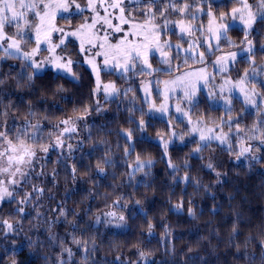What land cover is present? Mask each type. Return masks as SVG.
<instances>
[{
  "label": "snow or ice",
  "instance_id": "6c2138e0",
  "mask_svg": "<svg viewBox=\"0 0 264 264\" xmlns=\"http://www.w3.org/2000/svg\"><path fill=\"white\" fill-rule=\"evenodd\" d=\"M233 2L238 6L228 12L217 14L212 11V0H86L83 7L77 0H0V61H18L17 76L26 80L29 88L34 87V80L46 70L56 74V79L71 78L79 82L81 77L74 71V67L86 63L94 74L93 96L103 91L107 101L118 96H128L130 92H142L138 98L148 105L149 112L156 111L169 117L166 121L167 130L163 135L158 133L157 139L162 146L161 159L166 160V167L170 170L173 182L191 184L197 189L203 186L207 189V186L201 185L198 178L190 175L188 170L191 165L188 160L191 157L203 159L200 154L211 148L213 143L222 147V150L231 152L233 138L240 144V150L236 153L237 160L264 148V118L249 129L252 135L247 136V140H259V145L255 148L246 143L245 137L241 136L244 130L240 127L243 113L248 112L249 108L256 109L264 116V91H261L264 89V63H256L257 52L264 53V44L257 49L253 37L256 30L254 26L258 23L264 24V0ZM73 9L81 14L89 10L92 15L75 28L58 27L55 23L57 13H68V16L64 17L68 19L71 18ZM205 16L208 17L207 25L202 21V17ZM237 22L242 26L239 29L235 28ZM234 30L243 33V39L239 44L229 36V32ZM54 33L58 34V42H53ZM171 36H177L178 42L173 43ZM29 45L34 46L27 47ZM70 45L78 59H73L72 52L69 51ZM224 48L237 50L225 52ZM42 52H47L48 55L41 58ZM212 57L215 59H211ZM153 60L160 67L154 68ZM174 61L180 62L174 64ZM189 61L202 67L181 71L182 65H188ZM241 61L246 63L247 67L233 79L231 72ZM209 63L214 69L212 73L207 71ZM109 68L111 69L109 74L119 73L121 79L127 80L136 76L146 79L141 81L139 89L129 87L122 90L114 82L102 83L100 73L108 71ZM174 72L179 74L173 75ZM159 75H168L172 78L159 80L157 79ZM218 75L222 79L217 85L214 81ZM4 84L5 79L0 77V85ZM177 90L182 95L176 97L177 103L173 108L168 102ZM64 91L66 90L62 85L56 89V93ZM153 92L163 95L164 99L159 107L151 99ZM198 94L205 96L209 107L214 105L223 107L224 116L211 120L212 126H209L206 116L197 115L193 120V114L200 104ZM136 99L137 97L133 95L129 100L132 107L127 109L129 123L134 124L135 128L122 129L117 133V136L124 140L123 159L125 167L130 169L125 173L129 184L138 172H142L145 177L150 176L155 165L151 157H142L139 153L135 155L131 164L127 162L135 153L134 133H146L148 127L143 119L147 113L143 107H135ZM234 100H238L242 106L241 115L238 117L232 116L235 111ZM93 110L101 111L98 101L94 109L88 105H84L82 109L74 108L71 115H65L52 125L51 131L47 132L44 123L48 120L47 115L35 123L25 118L19 125L15 123L9 125L7 119H0V206L15 203L16 208L9 215L20 217L15 223L0 217V234H3L5 239L9 234H18L22 231L20 221L28 214L26 207L30 206V210L39 218L43 215L39 209L44 207L42 200L46 191L49 199H54L51 190L41 187L34 181L47 175L45 169L50 152L60 149L63 155L66 150L65 159L72 155L73 145L66 143V140L73 138L72 134L78 132L79 122L84 121ZM136 112L141 114L139 120L134 119ZM34 115L35 112L29 106L28 116ZM0 117H8L13 121L16 119L7 107L0 111ZM177 125H183L184 131L178 133ZM225 128L228 129L227 132L224 131ZM165 136L168 138L165 139ZM177 140L185 145L188 143L196 145L183 165H177L168 156L169 146ZM78 143L82 144L83 141ZM116 147L120 148L121 145L117 144ZM59 159L58 157L57 162ZM251 159L257 157L253 155ZM116 166L117 162L111 155V148H107L95 170L98 175L103 176L106 175V167ZM204 166L215 172L217 178L222 175L216 171L211 157ZM181 167L185 169L184 175L177 177L176 174ZM57 175L53 169V186ZM71 177L73 181L77 178L75 165L71 168ZM113 178L115 179V176ZM121 199L123 198L113 203L124 208ZM134 203L139 205L140 201L136 200ZM173 208L178 212L182 211L183 200ZM48 211L53 214L49 230L52 225L59 222V218H64L67 223L68 210L62 203H58L54 208L50 207ZM187 212L189 216L195 217L193 208L189 207ZM105 215L111 217L104 221L105 224L112 225L115 222L114 226L119 228L125 222L123 214L117 216L116 212H108ZM95 223H101L100 216L96 217ZM78 227V224H72L73 229ZM153 228L154 225L149 223V234ZM232 231L233 234L237 231L235 224ZM48 239L56 240L58 244L62 243L54 234ZM71 242L84 252V261H87L90 252L95 251L94 241L92 249L88 248L87 240L77 239L76 236H72ZM32 243L30 240V246ZM74 255L71 247H62L53 264H73ZM150 255L144 251L138 252L139 260L142 261H147ZM47 259L48 257H45V260ZM13 264L16 262L13 261Z\"/></svg>",
  "mask_w": 264,
  "mask_h": 264
},
{
  "label": "trees",
  "instance_id": "16d2710c",
  "mask_svg": "<svg viewBox=\"0 0 264 264\" xmlns=\"http://www.w3.org/2000/svg\"><path fill=\"white\" fill-rule=\"evenodd\" d=\"M231 6L232 2L223 3L218 12H227ZM255 29L253 37L259 49L264 44V24L258 23ZM229 36L237 44L243 39V33L239 30L230 31ZM227 50L230 49L224 48V51ZM256 63H264V53L257 52ZM197 65L200 64L189 61L188 65H182L181 70ZM246 67L243 61L237 63L234 77L243 73ZM76 70L81 77L79 82L71 78L56 79V74L47 70L34 80V87L29 88L26 80L17 76L18 61H0V77L5 79V84L0 85V101H3L0 111L7 107L16 117L15 121L8 117L0 119H7L9 125H19L25 118L35 123L47 115L48 120L44 121L47 132L65 115H71L74 108L82 109L88 105L94 109V77L83 64ZM60 85L66 91L56 93ZM29 106L35 112L34 116H28ZM135 107H143L139 98ZM241 107V103L234 100L233 117L241 115ZM128 108L121 98L105 102L100 112L93 110L85 118L87 120L79 122L78 132L72 134L71 140H66L74 148L69 158L65 159L66 150L63 155L60 149L50 152L45 169L47 175L34 182L51 190L54 199H49L46 191L42 200L44 207L39 209L43 214L41 217L37 218L28 206V214L20 221L22 231L9 234L7 239L0 234V264H13V261L16 264H53L62 247L73 249V264H264V148L252 153L257 159H251L252 156L247 154L237 160L239 148L234 140L231 152L213 143L211 148L200 154L203 159L193 156L188 160L190 175L198 178L207 189L174 183L166 160L161 159L162 146L157 139L158 133L163 135L167 130L168 119L151 116L144 106L147 114L143 119L148 125L147 131L134 133L135 153L127 162L131 164L139 153L142 157H151L155 165L150 176L145 177L138 172L129 184L125 173L130 169L125 167L123 159L124 140L117 136L122 129L135 128L134 124L129 123ZM259 114L256 109L250 108L243 113L240 123L243 133L251 135L245 126L256 123ZM197 115L206 116L211 123V120L224 116V111L223 107H209L208 101L202 100L193 114L195 117ZM140 118L141 114L136 112L134 119ZM176 131L183 132L184 126L177 125ZM79 141L83 143L79 144ZM248 141L254 148L259 145V140ZM117 144L121 147L117 148ZM195 146L177 140L169 146L168 156L177 165H183ZM107 148H111L117 166L106 167V175H98L96 164ZM210 157L216 171L222 173L219 178L204 166ZM73 165L77 169L75 181L71 177ZM53 169L58 174L55 186ZM184 172L185 169L181 167L177 177L183 176ZM121 197L124 208L113 203ZM136 200L140 201L139 205H135ZM181 200L184 208L178 212L173 206ZM58 203L68 210L67 223L64 218H59V222L49 230L53 214L48 209ZM189 207L193 208L195 217L188 215ZM15 208V203L3 204L0 206V217L15 223L20 217L9 215ZM112 211L125 216L122 227L104 223L108 220L105 214ZM97 216L101 218L99 224L95 223ZM74 223L79 227L73 229ZM149 223L154 225L151 234L148 232ZM234 224L237 228L235 234L232 231ZM52 234L62 243L49 241L48 237ZM72 236L87 240L89 249L93 248L94 241L95 251L90 252L87 261L83 259L84 252L71 242ZM30 240L33 242L31 246ZM139 251L151 254L147 261L139 260ZM45 257L48 259L45 260Z\"/></svg>",
  "mask_w": 264,
  "mask_h": 264
},
{
  "label": "rangeland",
  "instance_id": "374dc122",
  "mask_svg": "<svg viewBox=\"0 0 264 264\" xmlns=\"http://www.w3.org/2000/svg\"><path fill=\"white\" fill-rule=\"evenodd\" d=\"M77 2L78 3H80L81 4V6L83 7L85 4H86V0H77ZM230 2H232V6H231V8H233V7H237L238 5L235 3V2H233V0H212V11L213 12H215V13H217V14H219L220 12H218V8L223 4V3H230ZM250 2H251V0H250ZM234 3V4H233ZM231 10V9H230ZM229 10V11H230ZM228 12V11H227ZM92 15V13L89 11V10H85V11H83V13L81 14V13H78L75 9H73L72 10V15H71V18H68V19H65L64 17H67L68 16V13H63V12H59V13H57V16H56V19H55V23H56V25L58 26V27H64V28H67V27H69V26H71V27H73V28H75L76 26H78V25H80L81 23H83L84 22V19L85 18H87V17H90ZM202 21H203V23L205 24V25H207V21H208V17H202ZM113 23H116V21H113ZM235 27H242L240 24H239V22H237V24L235 25ZM257 27V25H255L254 26V28H256ZM178 31V30H177ZM117 35H119V34H117ZM57 36H58V34H56V33H54L53 34V42H58L57 41ZM165 38H169V37H165ZM171 38V40H172V42L173 43H177L178 42V40L175 38V36H171L170 37ZM78 43V42H77ZM32 46H34V45H29V46H27V47H32ZM185 47H187V45H184ZM237 49H230V50H227V51H236ZM69 51L70 52H72V56H73V59H78V57L75 55V52H74V50H73V48H72V46L70 45L69 46ZM227 51H225V52H227ZM41 58H43L44 56H47L48 55V53L47 52H42L41 54ZM183 53L181 54V56H182V58H183ZM217 55H219V53H217ZM211 59H215V57H212ZM180 61H174L173 63L175 64V63H179ZM152 63H153V67L155 68V67H160V65L155 61V60H153L152 61ZM15 64H16V62H14V66H15ZM83 65H85V67H87L90 71H91V68H90V66L88 65V64H86V63H82ZM81 64V65H82ZM80 65V66H81ZM79 66V67H80ZM200 67H202V65H197V66H192V67H189V68H184V69H182L181 71H188V70H190V69H197V68H200ZM77 67H74V71H76L77 72ZM47 71V70H46ZM110 71H111V69L109 68V70L108 71H101V73H100V79H101V81H102V83H108V82H114L115 84H116V86L118 87V88H120V89H126V88H129V87H131V88H133V89H139L140 87H141V81L142 80H144V79H146L145 77H142V76H136V77H132V78H130V79H127V80H125V79H121V78H119V73H111V74H109L110 73ZM207 71H208V73H212L213 71H214V69L212 68V66H211V63H209L208 65H207ZM92 73V72H91ZM179 73H176V74H174V75H178ZM92 75H93V77H94V74L92 73ZM231 77L233 78V79H236V77H234V71H232L231 72ZM172 77L171 76H166V75H159L158 77H157V79H159V80H164V79H171ZM221 76H217L216 77V80L214 81V83L215 84H219L220 82H221ZM161 88L163 87L162 85L160 86ZM209 87H211V85H209ZM206 90V89H205ZM261 91H264V89H261ZM133 95H135L136 97H137V99H136V101H135V105L137 104V100H138V97H139V95H142V92H140V91H136L135 93H133V92H130V93H128V97L127 96H118V97H116L115 99H122V100H124V104L126 105V106H128V107H131L132 105H130L129 104V100L133 97ZM182 95V93L179 91V90H177V92L176 93H174L173 94V97H172V99L171 100H169V105H171V106H173V108H174V106H175V104L177 103V99H176V97L177 96H181ZM151 99L153 100V101H155V103H156V105H157V107H159L160 106V104L163 102V95L161 94V95H157L155 92H153V95H152V97H151ZM198 99L200 100V101H202V100H206V98H205V96L204 95H202V94H198ZM112 100H114V99H109V100H105V98H104V94H103V91H101L98 95H95L94 96V105L95 106H97V101L99 102V106H100V108H102L103 106H104V104H105V102H107V103H109L110 101H112ZM126 102V103H125ZM234 103V102H233ZM146 107V110H147V112L151 115V116H153V117H155V118H160V119H168L169 117H168V115L167 114H161V113H159V112H156V111H152V112H149V108H148V105L147 104H144L143 103V107ZM218 106H220V107H222V105H214V107H218ZM250 109H253V108H250ZM255 110V109H254ZM224 111V110H223ZM262 118H264V116H262L261 115V113L259 114V116H258V121L260 120V119H262ZM88 119V118H87ZM87 119H85V120H87ZM196 119V117L195 116H193V120H195ZM257 121V122H258ZM187 121L185 120V123H186ZM209 126H212L211 125V123H209ZM240 127H241V129H243V127H242V125H240ZM246 127V129H247V131H249L248 129H251V127L252 126H250V125H248V126H245ZM225 130V132H227L228 131V129H224ZM244 130V129H243ZM244 132V131H243ZM243 132H241V136H244L245 137V141H246V143L247 144H251L252 145V143H250L248 140H247V134L246 133H243ZM249 134H251L252 135V133H250V131H249ZM259 133H257V135H258ZM235 141L236 143H237V145H238V148H239V150H240V144H239V142H238V140L237 139H235V138H233L232 140H231V143H232V141ZM233 145V144H232ZM234 147V146H233ZM247 155V154H246ZM248 155H250V156H252V153H248ZM242 158V157H241ZM112 212H114V211H112ZM119 215H121V214H118L117 213V216H119ZM107 217V216H106ZM108 219H111V217H107ZM115 223V222H114ZM114 223L112 224V226H114ZM115 227V226H114Z\"/></svg>",
  "mask_w": 264,
  "mask_h": 264
}]
</instances>
